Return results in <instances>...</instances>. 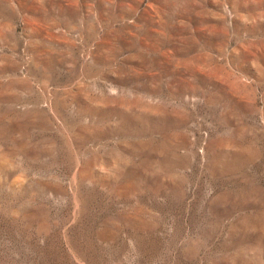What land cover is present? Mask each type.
Masks as SVG:
<instances>
[{"label": "rangeland", "instance_id": "obj_1", "mask_svg": "<svg viewBox=\"0 0 264 264\" xmlns=\"http://www.w3.org/2000/svg\"><path fill=\"white\" fill-rule=\"evenodd\" d=\"M0 264H264V0H0Z\"/></svg>", "mask_w": 264, "mask_h": 264}]
</instances>
